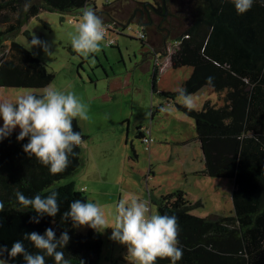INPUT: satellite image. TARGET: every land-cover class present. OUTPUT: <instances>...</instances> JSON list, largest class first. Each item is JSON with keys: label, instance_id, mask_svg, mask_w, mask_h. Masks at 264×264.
Masks as SVG:
<instances>
[{"label": "trees", "instance_id": "1", "mask_svg": "<svg viewBox=\"0 0 264 264\" xmlns=\"http://www.w3.org/2000/svg\"><path fill=\"white\" fill-rule=\"evenodd\" d=\"M42 1L32 4L31 0V7L25 10V0H0V12L18 13L29 21L42 11H72L93 2ZM127 3L133 7L130 19H139L148 28L155 25L156 16L165 14L161 3L154 5L135 0H117L100 10L95 6L94 11L98 16L116 18ZM4 16L8 19L7 14ZM22 18L0 28V46L8 35L21 28L25 20ZM26 34L30 35L28 30ZM173 41L180 43L174 45L172 65L193 68L182 89L190 94L203 87L226 91L225 103L221 106L208 99L202 109L189 110L184 106L183 109L195 118L196 139L204 162L200 174L230 178L234 182V215L231 216L193 214L196 205L183 190L161 197L159 213L175 216L179 225V246L183 255L177 263L264 264V6L256 0L249 11L238 14L230 0H204L193 21ZM11 49V58L0 64V86L45 87L52 82L54 74L49 73L44 62L31 51L14 39ZM158 69L156 66L153 75L154 92H159ZM179 91L162 93L172 100ZM73 130L81 132L83 141L87 139L77 120L73 121ZM143 130L139 127L138 137L143 138ZM18 134L13 131L0 141V202L4 206L0 211V245L10 249L14 242L21 241L29 253L35 254L38 250L24 239L26 233L44 234L51 227L58 238L67 230L70 241L58 250L64 252L70 264H80V261L99 264L103 246L100 233L89 228L88 233L83 234L72 226L70 219L61 221L72 202L89 201L86 192L73 183L48 189L77 171L81 165V146L74 149L77 155L70 157L71 163L64 172L51 175L47 167L23 151L22 146L28 139L18 141ZM17 189L27 197L39 194L43 198L52 191L58 192L60 211L56 217H50L38 216L31 208L23 209L14 195ZM32 217H37L39 223L30 222ZM45 259L46 264H55L54 258L46 256ZM8 263L25 264V261L17 256ZM156 264H171V261L158 258Z\"/></svg>", "mask_w": 264, "mask_h": 264}, {"label": "rangeland", "instance_id": "2", "mask_svg": "<svg viewBox=\"0 0 264 264\" xmlns=\"http://www.w3.org/2000/svg\"><path fill=\"white\" fill-rule=\"evenodd\" d=\"M114 1L117 0H93L88 6L93 10L97 6L100 10L105 4ZM135 1L153 2V0ZM41 3L42 0H32V4ZM203 4L204 0H169L168 14L156 16L155 25L147 27L148 38L154 49L146 47L150 53L146 51L142 53L144 43L133 37L136 28H139L136 21L139 19H130L133 7L132 4L130 6L127 3L116 16L123 24L129 23L134 30H128L127 26L122 35H109L115 36L124 56L119 52L117 45L110 47L106 46L105 42L101 46V51L95 53L98 55H90L87 59L78 56L72 50L70 42V34L74 33L80 21L82 8L66 12L46 10L29 21L18 13L0 12L2 29L10 23H15L17 18L23 17V20L25 18L21 28L2 41L0 64L12 56V39L31 51L36 58L44 62L48 72L54 74L49 85L65 93H74L88 106L90 119L77 120V122L83 134L88 136L86 143L88 141L90 145H93L92 141L103 143L93 151V159L96 157L103 161L105 155L116 157L113 164L120 166L119 173L116 166H114L115 171L112 166L110 170L107 169L104 173L102 171L101 175L99 174L100 180L96 177L100 182L95 184V188L97 187L102 193L89 194L90 201L102 204L110 224L113 222L115 205L120 199L136 196L148 201L151 210L160 214L158 203L161 197L177 190L187 193L188 200L196 205L192 213L197 216L234 215L233 180L200 174L204 162L200 143L196 139L195 118L183 109L182 103L176 99L177 95L171 100L162 93L181 90L184 82L193 73V68L190 66L176 68L172 65L171 57L175 52L173 40L183 33ZM6 14L8 19L4 16ZM100 17L112 19L102 15ZM26 30L30 35L26 34ZM164 35L171 45L167 47V52L163 56L156 55L157 61L150 54L162 44ZM34 37L42 42L40 46H32ZM104 50L110 54L108 55L110 61L107 60ZM101 62L105 64L109 74H118L112 83L116 82L115 84L121 89L109 88L112 78L107 77L108 74L103 70ZM155 64L159 66L157 72L159 92L153 90ZM45 87L0 86V101L15 102L19 96L29 93L39 95ZM191 95L194 102L193 109L199 110L208 99L217 106L223 105L226 91L217 92L210 87H203ZM132 105L135 113H143L137 125L136 115L132 117ZM130 116L132 121L128 125ZM2 125L3 120L0 118V127ZM128 126H130L129 135L126 133ZM139 126H143L145 134L146 129L149 128L150 134L146 135L152 138L150 149H147V143L143 138L138 137ZM14 131L19 132L20 129L17 127ZM104 138L110 139V142L106 143L107 140ZM102 145L104 147H101ZM84 157L87 156L83 152V160ZM120 159L126 162L118 164ZM86 165L88 166V163ZM82 174L83 171L75 172L56 181L48 189L69 184L71 181L75 182L76 187L83 186ZM111 200H115V203L107 204ZM89 228L85 226L78 229L83 234H87ZM99 233L103 241L99 264H130L125 259L127 247L110 239L112 229L108 228Z\"/></svg>", "mask_w": 264, "mask_h": 264}, {"label": "clouds", "instance_id": "3", "mask_svg": "<svg viewBox=\"0 0 264 264\" xmlns=\"http://www.w3.org/2000/svg\"><path fill=\"white\" fill-rule=\"evenodd\" d=\"M230 2L238 14H244L256 0ZM259 3L264 6V0H259ZM24 7L28 10L31 0H25ZM80 11L81 18L74 33L70 34V42L72 50L87 59L91 54L101 51L106 40V30L104 19L87 4ZM41 43L34 37L31 44L40 46ZM208 79L211 80L210 77ZM176 99L189 110L193 109L192 95L186 89H181ZM0 118L3 120L0 141L18 127L20 131L17 140L28 139L22 146L23 151L47 167L51 175L64 172L71 163L70 157L77 155L74 149L84 142L81 132L73 130V121L90 119L88 106L74 93L62 92L52 85L46 86L39 95L29 93L19 96L15 102L0 101ZM14 195L23 209L31 208L38 216L46 214L56 217L60 211L59 193L56 191L43 198L39 194L27 197L18 189ZM3 207L0 202V211H3ZM69 219L74 228L86 226L97 232L111 228L110 239L127 247L125 259L130 264H156L158 258L170 259L171 264H177L183 255V249L179 246L177 218L153 212L148 201L136 196L122 198L116 203L111 224L103 207L90 200L86 203L79 199L72 202L70 210L63 213L61 221L67 222ZM30 222L39 223V219L32 217ZM24 239L30 241L38 251L35 254L29 253L21 241L14 242L10 249L0 245V264H8L9 259L17 256H22L25 264H46V256L54 258L55 264H70L64 252L58 250L65 248L70 241L67 230L57 238L54 229L49 227L44 234L35 231L26 233ZM80 264L84 262L80 261Z\"/></svg>", "mask_w": 264, "mask_h": 264}, {"label": "crops", "instance_id": "4", "mask_svg": "<svg viewBox=\"0 0 264 264\" xmlns=\"http://www.w3.org/2000/svg\"><path fill=\"white\" fill-rule=\"evenodd\" d=\"M104 20H107V19H105V18H103ZM128 24V23H127ZM112 35V34H111ZM116 36V35H115ZM115 36H111V37H114L115 38ZM110 36H109V38H111ZM166 35H164V38H163V42H161L162 44H160V46L159 47H157L156 48V50H155V52L154 53H151L150 55L153 57V59H156V55L157 54H161L162 56L164 55V53H166L167 52V47L169 46V45H171V44H169L168 43V40L166 39ZM116 40V39H115ZM116 43H117V40H116ZM173 43H174V41H173ZM115 45V44H114ZM117 46H118V50H119V52L121 53V55H123L124 56V54H123V50H122V48H121V45L119 44L118 45V43L116 44ZM107 46V45H106ZM111 47V46H110ZM143 51H146L147 53H150L149 52V50L146 48V46L145 45H143L142 46V49H141V52L143 53ZM104 53H105V55H107L106 57H107V60L108 61H110V58L108 57V55H110V54H107V52L104 50ZM91 55H94V56H96V55H98V54H91ZM147 57V56H146ZM156 61V60H155ZM132 64H133V62H131ZM155 63V62H154ZM101 64H102V67H103V70L108 74V76L107 77H109V78H112V79H110V84H109V88H114L113 90H118V89H121L120 87H119V85L118 84H115L116 82H113L112 83V80L115 78V77H118V74H114V75H111V74H109V72H108V70L106 69V66H105V64L103 63V62H101ZM156 65V64H155ZM125 66H126V63H125ZM157 66V65H156ZM155 66V67H156ZM126 68H127V66H126ZM108 88V89H109ZM127 94V93H126ZM132 109H133V111H132V117L134 116V115H136V125L139 123V120L142 118V116H143V113L142 112H139V113H135V110H134V106L132 105ZM142 113V114H141ZM148 113V108H147V111H146V114ZM132 117L130 116L129 117V122H128V125H130L131 124V121H132ZM139 127H141L142 128V130H143V126H139ZM138 127V128H139ZM128 135L130 134V126H128L127 127V132H126ZM105 139V138H104ZM87 140V139H86ZM85 140V141H86ZM105 140H107L106 141V143H108V141L110 142V139H105ZM83 142L82 143V145H81V165H80V167L77 169V171L76 172H81V171H83V174H82V176H81V181H82V183L84 184L83 186H80V187H76V185H75V182H73V181H71V183H73L74 184V186L77 188V189H79V190H81V189H83L85 192H86V194L88 195V198H89V194L90 195H94L95 193H97L98 195H100V193H102V191H100L99 189H97V187L95 188V184L97 183V182H100V181H98L97 179H96V177H98L99 178V180H100V176H99V174L103 171V173L105 172V170H107V169H109L110 170V168H111V166L113 167V170L115 171V168H114V166H116L117 167V173H119L118 172V170H119V167L120 166H118V165H114L113 163L116 161V157L114 158L113 156H108V155H105L104 157H106L104 160H106V161H100L99 159H97L96 157H95V159H93V151L98 147V146H100L101 144H103L102 142H99V141H92L93 142V145H90V143H86V142ZM97 143H99V144H97ZM87 144V145H86ZM101 147H104L103 145L101 146ZM83 152H84V154L87 156V157H84V160H83ZM111 162V164H110V162ZM125 162H126V160H124ZM123 161V162H124ZM122 162V160L120 159V160H118V164H120V163H123ZM88 163V166L86 165ZM124 165V164H123ZM125 166V165H124ZM101 175V174H100ZM86 179H88V181H86ZM112 202L113 203H115V200H111L110 202H107V204H109V203H111V205H112ZM102 205V204H101Z\"/></svg>", "mask_w": 264, "mask_h": 264}, {"label": "built area", "instance_id": "5", "mask_svg": "<svg viewBox=\"0 0 264 264\" xmlns=\"http://www.w3.org/2000/svg\"><path fill=\"white\" fill-rule=\"evenodd\" d=\"M103 21H104L105 30H106V40L105 41H106L107 45H109V46L115 44V42H116L114 37L109 38L110 34L116 35V34L120 33L122 35L123 31L126 30L125 28L127 26H128V30H130V31L134 30L133 27L129 26L130 25L129 23L125 25L120 20L115 19V18H112L109 20H103ZM137 22L139 24V28H136V31L134 33L135 36H133V37L140 39L145 44L146 47H148L150 49H154V47H152V45L150 44V41L148 38L147 26L140 23L138 20H137ZM175 43H180V42L177 41ZM146 134H150L149 128L146 129ZM146 134L144 133L143 140H144V142H146L148 144V145L146 144L147 149H150V144L152 142V138ZM177 264H180V263H177Z\"/></svg>", "mask_w": 264, "mask_h": 264}, {"label": "flooded vegetation", "instance_id": "6", "mask_svg": "<svg viewBox=\"0 0 264 264\" xmlns=\"http://www.w3.org/2000/svg\"><path fill=\"white\" fill-rule=\"evenodd\" d=\"M159 3H161V4H163L164 5V7H165V14L164 15H167L168 14V12H169V7H168V5H169V0H163L162 2H157L156 0H153V2H152V4H159Z\"/></svg>", "mask_w": 264, "mask_h": 264}]
</instances>
